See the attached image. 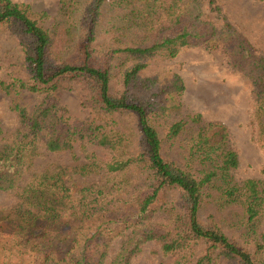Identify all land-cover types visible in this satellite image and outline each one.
I'll return each instance as SVG.
<instances>
[{"label":"trees","instance_id":"1","mask_svg":"<svg viewBox=\"0 0 264 264\" xmlns=\"http://www.w3.org/2000/svg\"><path fill=\"white\" fill-rule=\"evenodd\" d=\"M59 4L50 16L0 0V32L20 53L0 80L16 118L12 129L0 121V193L11 199L0 264H134L151 244L165 264H264V167L241 179L229 128L184 110L178 73L146 75L189 49H219L251 85L264 148V53L215 0ZM76 91L83 118L58 97Z\"/></svg>","mask_w":264,"mask_h":264},{"label":"rangeland","instance_id":"2","mask_svg":"<svg viewBox=\"0 0 264 264\" xmlns=\"http://www.w3.org/2000/svg\"><path fill=\"white\" fill-rule=\"evenodd\" d=\"M12 1L29 4L35 11L47 12L50 16L57 13L60 5V0ZM215 1L228 21L249 39L257 51L264 53V0ZM210 8L206 1L203 12L207 18L214 19L215 14ZM19 58L20 53L15 41L0 32V80L6 79L8 75L17 71ZM163 69L178 73L183 78L186 85L183 98L185 111L200 114L204 121L220 122L229 128L232 135V147L240 157L241 166L238 174L240 178H260L261 168L264 167V148L255 143L253 128L250 124L254 98L249 81L231 70L219 49L209 51L203 48L189 49L170 64L151 67L146 75L157 74ZM79 93L81 92H63L58 97L69 109L71 115L83 118L86 112L80 109ZM115 120L121 126L131 125L121 116H116ZM0 121L10 129L16 124V118L8 108V100L1 93ZM71 158L70 154H64L60 158L49 156L40 161L42 164L55 159L68 162ZM9 203H11L9 196L0 193V205ZM153 250L154 245H149L134 264H165L163 256L154 255Z\"/></svg>","mask_w":264,"mask_h":264}]
</instances>
